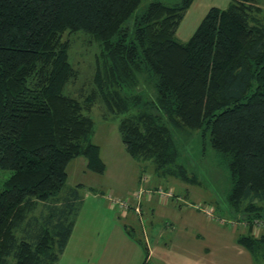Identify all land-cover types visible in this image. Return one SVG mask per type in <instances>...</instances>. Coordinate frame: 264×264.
Listing matches in <instances>:
<instances>
[{
	"label": "trees",
	"instance_id": "obj_1",
	"mask_svg": "<svg viewBox=\"0 0 264 264\" xmlns=\"http://www.w3.org/2000/svg\"><path fill=\"white\" fill-rule=\"evenodd\" d=\"M0 0V264H58L81 210L67 167L85 156L107 165L93 141L90 112L119 118L127 151L152 159L158 177L195 182L174 134L194 131L229 156V207L251 223L238 243L264 244L252 224L264 201V9L252 0L210 7L186 42L176 34L194 0ZM85 33L100 48L91 89L66 92L79 77L66 34ZM80 186V185H79ZM79 203V204H78ZM43 206L45 210H40ZM140 244L149 264V248Z\"/></svg>",
	"mask_w": 264,
	"mask_h": 264
},
{
	"label": "rangeland",
	"instance_id": "obj_2",
	"mask_svg": "<svg viewBox=\"0 0 264 264\" xmlns=\"http://www.w3.org/2000/svg\"><path fill=\"white\" fill-rule=\"evenodd\" d=\"M151 1L154 0H144L136 14L143 12ZM160 1L173 4L179 0ZM230 1L206 0L209 4L218 2L221 7H226ZM252 1L264 9V0ZM198 3L201 7L191 8L180 24L177 40L188 41L205 16L204 0H198ZM65 38L71 43V60L80 71L78 79L68 86L66 92L79 96L91 89L100 48L85 33L66 34ZM90 114L95 120L93 141L100 145L107 169L104 173L90 170L85 156L68 164V182L61 196L68 197L71 188H76L81 213L62 264H84L86 260V264H99L102 259L105 264H134L135 261L142 264L145 252L141 245L134 250L126 248L119 250L118 255L117 251L110 255L113 244L109 227L118 221L120 225L128 223L136 228V235L150 247V264H264V244L253 253L237 241L240 234L250 232L251 223L246 213L240 214L229 207L228 197L232 188L230 157L215 150L209 136L203 137L202 133L194 131L181 139L177 133L174 134L182 154L181 161L190 174H195V182L158 177L152 159L138 160L127 151L119 130V118L105 117L101 103L96 104ZM10 175V170L0 169V190ZM140 188L150 191L145 200H153L155 209L153 212L142 209L141 216L130 210L126 219L121 207L112 201L117 198L126 200ZM160 190L172 195L162 196ZM259 204L263 207V215L253 221L251 231L257 237L264 234V201ZM207 207L214 208L213 216L204 211ZM40 210L45 209L39 207L36 214ZM93 211L106 212L110 216V225L102 226L104 229L100 234L91 227L87 240L84 239V224L106 220L103 216L92 218ZM152 225L155 231H152ZM161 231L165 232L164 235ZM107 243L110 244L109 249ZM85 246L88 250L84 251Z\"/></svg>",
	"mask_w": 264,
	"mask_h": 264
},
{
	"label": "crops",
	"instance_id": "obj_3",
	"mask_svg": "<svg viewBox=\"0 0 264 264\" xmlns=\"http://www.w3.org/2000/svg\"><path fill=\"white\" fill-rule=\"evenodd\" d=\"M200 1H203V0H200ZM197 2H198V0H194L193 6L191 8H193L194 6H196L198 8L201 7L200 3L197 4ZM218 4H220V3L216 2L215 4H209L208 2H206V0H204V5L202 6L203 7V11H205V13H206V11L210 7H212L214 5L220 6ZM191 8L187 11L185 18L188 16ZM87 163H88V161H87ZM154 205H155V203H154L153 200H151V201L149 200L148 201V199H147V200L143 201V204H142L143 210L144 209L145 210L147 209V211L150 210V212H153V209H155V206ZM145 210H144V212H147ZM80 213H81V211H80ZM80 213H79V216H80ZM91 214H93L91 216L92 218L98 217V216H103V217L106 218V220H101V221L95 220V221H90L89 224H84V239H87V240L89 239V233L91 231V227L94 228L93 230L95 231V233H99L100 234L101 233V230L104 229V227L102 228V226H106V225L108 226V225H110V223L108 222V219H109L110 216H108V214L106 212H103V211H93V212H91ZM79 216H78V218H79ZM78 218H77V221H76L75 226L73 228V232H72V235L70 237V240H69V242H68V244H67V246H66V248H65V250L63 252V254L60 257V260H59L58 264H62L63 259L66 257V255L68 253L69 247L71 246L72 238H73L74 233H75V229H76V224L78 222ZM125 218H126V216H125ZM119 219L120 220H123V218H120V217H119ZM118 222L114 223L115 224L114 226L112 224L109 227V234H110L111 241H112L111 244H113L112 247H110V244L107 243L108 249H109V247L111 248L110 255H113V253H115V251H117V255H118L119 250H123V249H126V248L128 250H130L131 248L134 250V249H137L138 248V245H140V244H138V242L134 238L130 237V235L127 233V231L125 230V228L123 226L124 223H121V225H120ZM165 224H166V222H165ZM155 230H156V228H153V225H152V231H155ZM164 231H161V234L162 235H164L163 234V233H165ZM86 248H87V246L84 247V251H85ZM148 248H149V256L147 257V260L149 262V258L151 257V252H150V247L149 246H148ZM86 250H88V249H86ZM85 254H86V252H84V255ZM139 254L137 255V257L139 256ZM104 256H106V255H104ZM104 256H103V258H104ZM101 257H102V254H101ZM145 259H146V253H145ZM86 261H84V264H86ZM138 262H139V260H138ZM99 264H105L103 262V259L100 260V263ZM134 264H139V263H137V261H135ZM149 264H150V262H149Z\"/></svg>",
	"mask_w": 264,
	"mask_h": 264
},
{
	"label": "built area",
	"instance_id": "obj_4",
	"mask_svg": "<svg viewBox=\"0 0 264 264\" xmlns=\"http://www.w3.org/2000/svg\"><path fill=\"white\" fill-rule=\"evenodd\" d=\"M161 195L162 196H166L169 197L172 194L170 192H163V190H160ZM151 194L150 191H148L145 188H140L139 190H137L132 197L127 198L126 200H122V199H114V201H112L114 204H118L121 207L123 216H126L130 213V210H134V212L138 215H142V209H143V201L146 199L147 194ZM161 196V199L163 198ZM204 211L209 215V216H213L214 214V208L213 207H207L204 209Z\"/></svg>",
	"mask_w": 264,
	"mask_h": 264
}]
</instances>
